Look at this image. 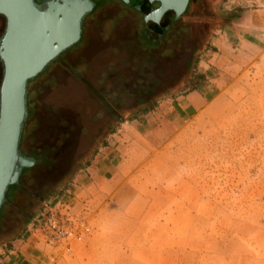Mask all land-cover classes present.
<instances>
[{"label": "rangeland", "instance_id": "1", "mask_svg": "<svg viewBox=\"0 0 264 264\" xmlns=\"http://www.w3.org/2000/svg\"><path fill=\"white\" fill-rule=\"evenodd\" d=\"M111 1H96L84 37L28 81L19 150L33 157L40 148L46 161L34 158L5 201L32 218L68 191L90 231L67 259L86 243L88 264H264V27L243 24L264 5L188 0L158 36L142 14ZM4 27L0 15V36ZM190 93L204 95L202 109L180 107ZM138 117L155 132L140 137L147 152L136 154L134 182L117 199L94 189L75 203L109 134ZM116 207L127 215L96 214ZM6 212L5 230L24 234L32 219ZM32 237L56 263L61 256ZM5 245L1 232L0 257Z\"/></svg>", "mask_w": 264, "mask_h": 264}, {"label": "water", "instance_id": "2", "mask_svg": "<svg viewBox=\"0 0 264 264\" xmlns=\"http://www.w3.org/2000/svg\"><path fill=\"white\" fill-rule=\"evenodd\" d=\"M143 14L160 36L179 18L188 0H122ZM159 6L152 8L153 2ZM91 0H0L5 27L0 36V208L7 189L18 182L23 168L35 163L19 150L27 116V85L61 52L81 36L84 16Z\"/></svg>", "mask_w": 264, "mask_h": 264}, {"label": "crops", "instance_id": "3", "mask_svg": "<svg viewBox=\"0 0 264 264\" xmlns=\"http://www.w3.org/2000/svg\"><path fill=\"white\" fill-rule=\"evenodd\" d=\"M257 6L261 4L262 6L264 0H256ZM261 7H257L256 9H251L246 11L248 19L243 22L245 25H250L252 23L256 27H264V9H260ZM204 95L195 96L192 93L185 95L182 100V107L184 110H198L202 109L201 104L205 103ZM187 99V100H186ZM144 116V115H143ZM152 119L142 118H132L130 120L121 122L126 124H132L127 131L119 130L117 132H112L109 134L106 139V143L99 148L97 153L95 154L92 164L86 168L88 176L85 177L83 182H79L80 186H76L78 188L74 193L75 203L81 202L84 198L90 197L91 191L94 189H101L104 194H111L117 199L120 197V192L122 187L125 184H132L137 174L138 167V155H142L147 152V147L142 146L139 140H142L140 137L149 138L151 137L155 130L153 128ZM156 122V121H155ZM118 133H121L119 136ZM134 136L135 138H131ZM80 177V176H79ZM118 214L127 215V213L122 212L121 208H111L105 209L103 208L101 211L96 214ZM119 214V215H121ZM133 214V213H132ZM100 215V216H102ZM131 220L133 219L130 217ZM136 220L137 219H133ZM135 229V227H133ZM132 239L130 238V242ZM165 245H161L164 247ZM43 244L41 242H37L31 234L24 232L21 236L17 237L11 242V247L2 252V256L0 257V264H42V263H50L49 261L45 262V253L43 252ZM74 253H72L69 259H67L66 254H62L60 258L57 259V262L54 264H88L87 263V255L88 250L91 247L89 244H83L82 246L74 245ZM45 249V248H44ZM76 251L81 253L80 257H74ZM87 251V253H86ZM89 257V256H88ZM47 259V258H46ZM86 259V260H85ZM159 262V259L156 258L153 260L145 259L142 261V264H154Z\"/></svg>", "mask_w": 264, "mask_h": 264}, {"label": "built area", "instance_id": "4", "mask_svg": "<svg viewBox=\"0 0 264 264\" xmlns=\"http://www.w3.org/2000/svg\"><path fill=\"white\" fill-rule=\"evenodd\" d=\"M65 191L46 201L41 210L32 218L26 232L61 256L71 251V242L89 233L86 216L72 206L71 194Z\"/></svg>", "mask_w": 264, "mask_h": 264}, {"label": "trees", "instance_id": "5", "mask_svg": "<svg viewBox=\"0 0 264 264\" xmlns=\"http://www.w3.org/2000/svg\"><path fill=\"white\" fill-rule=\"evenodd\" d=\"M26 120H27V117H26ZM26 120H25V122H26ZM25 122H24L23 128L25 126ZM23 128H22V130H23ZM22 134H23V131L21 132V135ZM20 139H21V137H20ZM40 151H41L40 148H37L36 149V152L34 154L35 156H33V158H35L37 160V162L38 161H46V158L40 157ZM25 170H27V168H25V169L22 170V172L20 174V177L18 179V184L17 185H11V186H9V188H11V187L13 188V187H17V186L21 185V177L23 176ZM6 209H9L10 210V215H13L14 213L16 215H18L19 216L18 219H21V217H23L24 219H30L31 216H28L27 214L26 215L25 214H22L23 211L19 207L14 206V204H12L8 200V198L6 197V201L2 204V206L0 208V233L3 232V237H5V239H6L5 248L6 249H9L11 247V242L14 239H16L17 237H19L20 234H19V228L18 227L11 228L9 230H5L3 218H4L5 214L7 213L6 212Z\"/></svg>", "mask_w": 264, "mask_h": 264}, {"label": "flooded vegetation", "instance_id": "6", "mask_svg": "<svg viewBox=\"0 0 264 264\" xmlns=\"http://www.w3.org/2000/svg\"><path fill=\"white\" fill-rule=\"evenodd\" d=\"M35 1V3L36 4H38V5H40L41 3H42V0H34ZM92 2H93V8H94V3L96 2V1H98V0H91ZM111 2H116L117 4H119V6L121 5V6H124L125 8H129V9H134V11L136 12V13H138V14H142L140 11H138V10H135V8H132L131 6H125L124 5V3L122 2V0H112ZM155 4V5H154ZM155 6V7H154ZM159 6V3L158 2H153L152 3V8H156V7H158ZM93 8L91 9V11L93 10ZM89 14H90V12L88 13V14H86L85 16H84V18H83V22H82V28H81V37L83 38L84 37V32H85V30H86V23H85V21H86V19L87 20H90V19H88V16H89ZM142 19H143V14H142ZM90 23V22H89ZM89 25V24H88ZM70 48H68L67 50H65V52L66 51H68ZM64 52V53H65ZM63 53V52H62ZM60 65V64H59ZM103 130V127H101V126H97V129H96V131H97V134L98 135H100V133H101V131Z\"/></svg>", "mask_w": 264, "mask_h": 264}, {"label": "bare ground", "instance_id": "7", "mask_svg": "<svg viewBox=\"0 0 264 264\" xmlns=\"http://www.w3.org/2000/svg\"><path fill=\"white\" fill-rule=\"evenodd\" d=\"M149 29H150V28H149ZM61 53H62V52H61ZM61 53H60V54H61ZM49 63H50V62H49Z\"/></svg>", "mask_w": 264, "mask_h": 264}]
</instances>
